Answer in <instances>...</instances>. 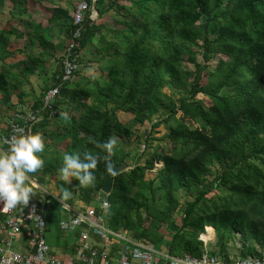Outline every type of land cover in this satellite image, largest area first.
Instances as JSON below:
<instances>
[{"label":"trees","instance_id":"1","mask_svg":"<svg viewBox=\"0 0 264 264\" xmlns=\"http://www.w3.org/2000/svg\"><path fill=\"white\" fill-rule=\"evenodd\" d=\"M9 1L20 16L26 13L20 6L26 0ZM94 6L99 18L113 10L121 19L114 28L96 26L97 44L92 49L97 56L91 63L101 65L103 74L83 78L56 100L62 132H48L52 118L44 117L34 126L33 132L66 144L63 151L46 144L44 167L37 172L56 174L65 153L98 154L93 184L84 187L76 178L71 184L56 182L59 197L62 189H72L85 204L91 203L109 163L127 164L129 157L116 142L111 153L99 145L114 137L127 139L131 126L149 120L147 111L152 109L162 117L152 128L162 123L168 127V149L154 152L144 164H127L131 168L114 176L107 196L110 228L159 245L166 237L163 227L175 223L173 216L181 205L178 192L183 191L191 199L171 233L170 254L202 255L207 251L202 241L206 232L202 240L199 237L205 227L215 233L217 250L211 255L228 261L227 249L237 234L240 256L259 255L264 250V0H96ZM203 17L205 23L199 27ZM58 19L49 17L48 24ZM27 28L26 34L1 32V37L15 33L18 39L29 35L41 48L11 65L6 63L11 52L0 47L3 95L11 81L22 83L54 57L42 24L31 20ZM213 59L215 68L210 66ZM187 63L194 67L192 79ZM15 67L18 74L12 73ZM18 75L22 80L17 81ZM166 87L170 93L163 91ZM71 94L79 100L72 113L66 100ZM59 104L63 105L58 108ZM120 112L132 119L121 122ZM62 113H67V121ZM159 161L163 166L147 179L146 171ZM217 165L223 169L205 189ZM212 191L216 192L209 197ZM62 202L70 205L71 198Z\"/></svg>","mask_w":264,"mask_h":264},{"label":"built area","instance_id":"2","mask_svg":"<svg viewBox=\"0 0 264 264\" xmlns=\"http://www.w3.org/2000/svg\"><path fill=\"white\" fill-rule=\"evenodd\" d=\"M95 2H77L57 82L43 93L39 103L25 102L15 107L0 131V152L7 150L13 135L33 132L44 117L54 116L61 87L72 82L80 68L85 16L95 19ZM34 181L28 174L26 183L33 187L34 195L27 206L6 209L0 204V264H264V250L257 256L231 261L207 251L200 256L172 255L143 238L134 237L130 231H115L107 220L108 195L100 190L94 193L91 203L77 207L59 200L65 214L59 219V228L71 236L74 250L73 258L65 262L46 241L45 203L37 197L35 192L39 187Z\"/></svg>","mask_w":264,"mask_h":264},{"label":"rangeland","instance_id":"3","mask_svg":"<svg viewBox=\"0 0 264 264\" xmlns=\"http://www.w3.org/2000/svg\"><path fill=\"white\" fill-rule=\"evenodd\" d=\"M79 0H63V4L61 5V8H56L54 13L60 14L63 18V23L60 24V26L58 27L57 32L65 35L67 32L65 30H67V27H69V25L72 26V11L75 8V5L77 4ZM37 2H43L44 5H48L49 7L52 6H60L59 5V0H37ZM0 3H2V0H0ZM45 5V6H46ZM95 7V6H94ZM96 10V8H95ZM97 11V10H96ZM35 14H37L35 12ZM49 13L47 12H42L38 13L37 15H35V19L40 20L42 23H45V20L47 18H45L47 15L49 16ZM18 11H14V16L15 19L17 20H21L19 19L18 16ZM51 15L53 16V11L51 12ZM120 17L119 15H117V13L113 10L109 11L107 14H104V16L98 18V12L97 15L95 16V19L92 20L90 19L87 14L85 16V22H84V31H88L90 28L89 27H93L95 33H98V28L96 27L97 25H105L107 27L110 28H114L117 27L119 22H120ZM206 18L203 17L199 23L198 26L199 27H203L204 23H205ZM19 24V23H18ZM16 26V29L19 31L18 33H20L22 30L24 31V27H25V32H30L27 28V25L25 22H22L20 25ZM68 31V30H67ZM89 31H92L91 29ZM70 32V31H69ZM69 33H67V38H68ZM85 35V33H84ZM30 36L28 35V39L26 40H30L29 38ZM5 38L8 40V43L14 42L17 43L16 38L10 37V35L5 36ZM84 38V37H83ZM83 41V39H82ZM67 42V39H66ZM66 42L64 43V46L60 45V48L62 47L64 50V47L66 45ZM30 44V42H29ZM38 45V43H35ZM194 50H197V46L195 45ZM41 49V48H40ZM33 52L31 51L30 54H32ZM63 54V51H62ZM97 56V52L96 50L93 48L92 51H88L87 52V57H85L83 54L81 55L82 57V62L80 65V68L75 76V78L72 80V82H69L68 84H65L64 86H62L64 89L61 90V92L59 93L57 99H62L65 96V93L67 92L68 89L72 88H76V85L80 84L83 82V78L85 77H90V78H97L102 76V69H101V65H98L96 63H91V60L95 59ZM197 61L198 62H202V59L200 57V55L196 56ZM86 59V60H85ZM61 61H62V55H61V59L53 57L52 59L50 58L49 60H47L46 62H44L41 66V68L38 71L35 72L34 75L31 76H37L34 81H36V79H40V84L36 85L37 82L34 83V85L31 88V95H34L36 100L35 103H39V97L41 100V97L43 95V93L49 88V86H51V84H53V80H54V84L57 82V77H59L60 73H61ZM89 63H88V62ZM46 63H49L48 65ZM217 63V59H213L210 62V66L211 68H215V65ZM186 68L187 70L190 72V78L192 79L193 77V71H194V67L192 64L187 63L186 64ZM30 76V77H31ZM25 81H22V83L20 84H15L14 81L10 82V87L8 89V91L11 92V88L14 86H18L19 85V90L22 91V87L20 85L25 84ZM192 81L190 80V83L188 85H191ZM49 85V86H48ZM66 86L68 88H66ZM164 92L166 93H170L169 88H164L163 89ZM9 93V92H8ZM10 94V93H9ZM3 95V94H2ZM39 96V97H38ZM199 98H202V95H198ZM66 100L70 103V105L73 106V111L72 112H76V110L78 109L77 107V103L79 102L78 100V96L76 95H70L68 98H66ZM205 100L208 102V99L205 98ZM39 101V102H38ZM19 102V101H17ZM11 104V103H10ZM63 105V104H62ZM61 104H59V107L62 106ZM7 104L6 102L3 101V98L0 96V117L2 118L1 123H6L7 119H6V115L8 113V111L6 110L7 108ZM14 103L11 104L10 106H8L9 108L14 107ZM152 109H149L147 111V114L149 115V120H147L144 124L142 125H132L131 126V136L127 137V139H119L114 137L113 139L115 140L116 144H118L120 147H123L125 150L128 151L129 153V157L127 159V164L132 166L135 163L136 164H144L145 160L147 157H150L154 152H158V153H165L166 150L168 149L167 147V140L165 139L166 135L168 134V127L165 124H161L156 128H152V124L155 123L156 121H159V119H161V115L158 112H153L151 111ZM9 117V116H8ZM118 118L121 122H126L128 120L132 119L131 114H125V113H118ZM59 121H61V116H59V111L56 109L55 110V114L51 119V123L49 124V126L47 127L48 132H62V128L60 127V125H57L59 123ZM44 138V142L45 145L49 144L51 146L50 150L52 149H57L59 151H63L65 148V142L59 143L57 140L54 139H48L45 136H43ZM144 147V148H142ZM159 163V164H157ZM163 163L162 162H156L154 163V167H153V172L151 170H147L146 171V178H152L156 172V168H160L161 165ZM131 168V167H128ZM223 169V166L221 165H217L215 168L211 169V174L208 176V179L205 183L204 188H210L213 184V179L215 176H217L221 170ZM32 178L35 179V183L37 184V186L39 187L38 189H36L37 191L35 192L37 197H40L42 200V202L45 203V220H46V225H47V230H46V241L49 245H57L58 241H59V236H60V228H59V215L61 216V208L59 203V192L57 189V184L56 182L59 180H62L61 177V173L60 171H58L56 174H48V175H43L41 172H36V173H30L29 174ZM40 178L43 179V181L40 180ZM69 191L72 193L71 195V204L72 206H80L82 204H85L83 201H81L78 197L77 194L72 190L69 189ZM216 191H212L211 194H208V196H212ZM178 198H179V202H180V208L177 210V212H175L174 216H173V220L175 221L174 224H170L166 227H163V230L165 232V234H170L172 232H174L175 228L179 225V219L181 217L180 215V210H182V208L185 205V202L187 200H190L191 197L186 195L185 192L183 191H179L178 192ZM61 201V200H60ZM65 215V214H63ZM62 215V216H63ZM207 234V236L209 237H205L203 239V241H205V243L209 242L207 240H209V238H211V234L209 230H205L204 227V232L200 235V237L203 234ZM213 234L214 230L212 232V238H213ZM238 235V234H237Z\"/></svg>","mask_w":264,"mask_h":264},{"label":"crops","instance_id":"4","mask_svg":"<svg viewBox=\"0 0 264 264\" xmlns=\"http://www.w3.org/2000/svg\"><path fill=\"white\" fill-rule=\"evenodd\" d=\"M62 4H63V0H59L60 6L49 7L46 4H45L46 5L45 6L43 2H41V3L37 2V0H26L25 4H21L20 6L21 7L25 6L27 11L22 16L18 15L19 19H21V20H17V19H15V17H13L14 11H16L17 8L15 6H13V4L9 0H2V3H0V47L5 49L7 52H11V54H12V57L6 59V63L13 65L16 62H18L19 60L26 58L28 56V54H30L31 51L33 52V54H37L41 51L40 47L37 44L31 43L30 40L29 41L26 40V39H28L27 38L28 35L24 36L21 39H18V38H16L15 33H12L10 35V37L14 36L16 38L17 43H14V42L8 43V40L5 37H1V32L3 30L12 29L18 33L19 31L16 29L17 24L19 23L18 25H20L22 22H25L27 25V23L30 22L31 20L32 21L34 20L36 23L42 24V26L44 27V31L42 32V35L50 42V44L52 46L51 48L48 49V51L53 53L55 59L59 58V57L61 59L63 48L62 47L60 48V45L62 43V45L64 46V43L66 42V39H67V33L65 35H62V34L57 32L58 27L60 26L61 23H63V21H62L63 18L60 14H57L54 12H55L56 8H61ZM11 11L13 13L12 16L10 14ZM49 11H50L49 16L47 15L45 17V18H47L45 20V23H42L40 20L35 19V15H37L38 13H41V14H42V12L49 13ZM52 11H53V16L58 17L59 19L57 22L54 21V22L48 24V18L52 17V15H51ZM73 11H74V9H73ZM35 12L37 14H35ZM89 28L92 31H89L90 29L88 31H85V35H84L81 50H80L81 55L83 54L85 57H87V52L92 51L93 50L92 47L97 44V35H96L94 29H93V27H89ZM65 31L67 32V30H65ZM20 33L26 34L28 32L25 33V27H24V31L22 30ZM29 42H30V44H29ZM46 64L48 65L49 63H46ZM12 73L18 74V69L15 67V69L12 70ZM36 74H38V71ZM36 77L35 76L27 77V79L24 80L26 83L23 85H20L22 87V91L19 90V85H18V86L12 87L11 92L8 91L10 94L8 93L5 95H2L0 92V96L3 98V101L6 102V104L8 106H10L13 103L15 105L14 107H11V108H9L7 106L6 110L8 111V113L6 115V119H8V116L14 111L15 107L19 103H25V102L26 103H35L36 98L34 95H31L30 92H31V88L35 82H37L36 85L40 84L39 83L40 79H36V81H34V79ZM20 80H22V76L18 75L17 81H20ZM54 85L55 84H54V80H53V84H51V86H49V85L48 86L52 87ZM64 88L61 87L60 92ZM66 88H68V87L66 86ZM17 101H19V102H17ZM39 101H40V97H39ZM1 121H2V118L0 117V131L3 130V128L6 126V123H4V122L1 123ZM162 166H163V164H162ZM62 215H63V208L61 207V216L59 215V217L61 218ZM163 232H164V230H163ZM171 235H172L171 233L166 234L165 239L159 245H157V247L160 248L162 251H168V244H169ZM207 241H209L208 243L206 242L207 253L210 254L212 252H215L217 250L216 245H215V241H216L215 234H213V238H212V234H211V238H209V240H207ZM71 242H72L71 236H69L68 234H64L60 230V236H59V241H58L57 245L56 246L51 245V247L54 249L55 253L59 257L63 258L65 262H68L69 260H71L73 258V255H74V250H73V247L71 246ZM239 249H240V242L238 240V235H236L235 239L230 243V245L227 249V251L229 252V261L236 259V258H244V257L239 255Z\"/></svg>","mask_w":264,"mask_h":264},{"label":"clouds","instance_id":"5","mask_svg":"<svg viewBox=\"0 0 264 264\" xmlns=\"http://www.w3.org/2000/svg\"><path fill=\"white\" fill-rule=\"evenodd\" d=\"M65 121L67 113H62ZM91 141V138H90ZM114 139H109L99 145L108 153L113 151ZM45 151L43 135L39 132L28 131L13 135L8 142L6 151L0 152V204L6 209H14L18 205H28L34 189L26 181L28 174L35 173L44 167L42 153ZM98 154L89 151L65 153L60 173L63 181L72 183V178L79 180V184L87 187L94 183L98 164ZM72 193L62 189L61 201L70 199ZM105 208L107 205L104 206ZM42 222V221H41Z\"/></svg>","mask_w":264,"mask_h":264},{"label":"water","instance_id":"6","mask_svg":"<svg viewBox=\"0 0 264 264\" xmlns=\"http://www.w3.org/2000/svg\"><path fill=\"white\" fill-rule=\"evenodd\" d=\"M128 169L129 168L127 164L117 165L115 163L110 162L106 178L103 181L100 191L103 192L105 195H109L112 190L114 176ZM199 239H201V237H199Z\"/></svg>","mask_w":264,"mask_h":264}]
</instances>
